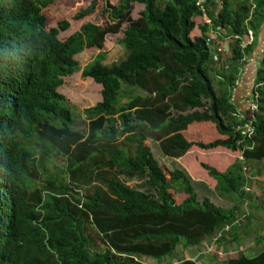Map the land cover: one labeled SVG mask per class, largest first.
<instances>
[{"label":"trees","instance_id":"1","mask_svg":"<svg viewBox=\"0 0 264 264\" xmlns=\"http://www.w3.org/2000/svg\"><path fill=\"white\" fill-rule=\"evenodd\" d=\"M52 3L0 0V264H151L144 259L170 257L178 245L195 253L218 233L235 242L245 196L237 154L262 163L264 175V38L251 92L255 109L238 119L229 96L237 64L264 28V0H91L72 20L100 8L104 24L84 23L63 40L57 34L67 21L47 28L41 13ZM133 6L140 7L134 19ZM124 24L117 41L124 56L105 64L108 53L98 52L81 69L101 86V100L83 110L84 127H77L57 92L62 77L79 69L75 54L102 48ZM247 29L252 40L243 45ZM208 32L232 41L217 90L211 75L220 69L210 64ZM203 129L212 133L209 141L198 139ZM148 140L186 166L197 155H214L188 169L231 207L199 201L185 171L161 165ZM54 157L62 164L50 163ZM119 175L142 178L147 192ZM96 181L103 187L80 192ZM258 243L255 255L220 264H264V239Z\"/></svg>","mask_w":264,"mask_h":264},{"label":"rangeland","instance_id":"2","mask_svg":"<svg viewBox=\"0 0 264 264\" xmlns=\"http://www.w3.org/2000/svg\"><path fill=\"white\" fill-rule=\"evenodd\" d=\"M111 4L115 5L117 0H108ZM91 0H53V3L49 5L46 9L41 11L42 15L45 18V24L47 28L54 27L56 22L59 20H65L68 23V27L66 30L62 32H58L57 38L63 40L65 37L70 35L71 33L75 32L80 28V26L84 23L90 22L97 25H103L104 20L100 16L101 11L100 8L96 10L95 13L83 17L82 19L72 20V16L77 11H80L86 8ZM133 10L131 13L132 18H137L139 9L137 6H133ZM125 24L121 28V32L118 34H110L105 36L104 44L102 48H85L80 53L74 55V59L79 63V69L72 72L71 74L62 77V83L57 88V92L61 94L68 104L71 107L72 114L74 120H76V126L83 128L84 127V120L85 115L83 114V110L95 105L97 102L101 100V86L99 84H95V82L90 79V77H82L81 76V69L82 67L87 64L93 56H95L98 52H107L109 55V59H105L104 63L108 64L115 59H121L124 56V53L121 49V46L118 45L117 41L122 36V30L124 29ZM222 30V29H220ZM250 32V31H249ZM264 36V34H263ZM264 38V37H263ZM252 40L251 34L248 33L243 36L242 44L245 45L247 42ZM245 41H247L245 43ZM221 45V44H220ZM232 41L228 43L227 46H231ZM254 46H252L253 49ZM211 52L213 48H210ZM252 51V50H251ZM212 60L210 64L214 63V67L216 68L219 64V68H226L228 64V55L226 54L222 61L219 57H215V52L212 53ZM240 60L246 62V58ZM219 59V60H218ZM240 63V64H242ZM212 76V75H211ZM215 90L218 89V84L216 81L213 80ZM235 85V84H234ZM237 87L236 85L234 88ZM253 88V87H252ZM237 89V88H236ZM124 101V100H122ZM250 105V104H249ZM248 108L254 109L255 105L252 104ZM203 108H195L194 110H202ZM199 140L202 141H209L212 138V133L207 129H203L202 133L197 135ZM149 145L151 148L152 155L158 162L166 167L167 169H173L175 167L173 161H169L172 159H167L166 157L161 155V152L158 149V143L152 140L146 141V145ZM158 146V147H157ZM215 157L214 155H197L198 159L208 160ZM198 159L191 160L189 164L187 163V167L191 168H198L197 163ZM63 160L60 157L52 158L50 163H54L57 165L62 164ZM176 164V163H175ZM247 168L244 170V177H245V184L243 185V192L245 193L244 198L240 204H238V211L235 216L234 224L236 227L233 229V232L236 240L235 242H228L230 236L228 234H221L218 233L215 237L216 238H208L207 240L203 241L198 247L195 249V253H191L187 250H183L179 245L176 247L173 255L170 257H161L159 260L145 258L144 261L151 263V264H177L183 258H190L199 255V258L196 261L199 264H220V262L225 261L228 257H237L238 255L242 254L245 256H253L257 252L260 251L262 247L261 243H258L260 238L264 239V175L261 172V165L260 162L249 161L245 163ZM175 168L182 169V167H178L176 164ZM198 170V169H197ZM198 175V179H195L194 182V190L195 192L198 191V196H203L201 193L200 187L202 186V182H205L206 186L209 184L205 181V178H202L199 172L195 170H191ZM119 179L125 182L126 185L134 188L139 189L141 191L147 192V189L143 183V179L140 177L129 178L126 175H119ZM244 180V178H243ZM201 182V183H199ZM177 185H180V182H176ZM103 187L101 182H93L92 185H84L80 188L81 193H86L87 189L93 188V186ZM200 194V195H199ZM216 207H221L224 209H229L231 207V199L229 198H219L215 192L212 190L210 192V196L206 195ZM226 227V226H225ZM90 234L93 236L95 231L92 229L89 230ZM230 233V232H229ZM218 239H227L219 241L218 243L214 240ZM227 241V242H225ZM264 249V245H263ZM209 251V253H206ZM196 254V255H195ZM195 255V256H194Z\"/></svg>","mask_w":264,"mask_h":264},{"label":"crops","instance_id":"3","mask_svg":"<svg viewBox=\"0 0 264 264\" xmlns=\"http://www.w3.org/2000/svg\"><path fill=\"white\" fill-rule=\"evenodd\" d=\"M213 7L216 8V5H214ZM218 8H219V5H218ZM202 21H203L202 23H204L205 19L203 18ZM259 34L260 35H258V38H257V40H258L257 41V45L253 47L252 51L250 52V54L248 55V57L245 60L246 62H243L242 64H237V69H238L237 73H238V76L234 80V82L237 83L236 84L237 87H235V88L233 87L232 88L231 93H230V96H229V101H230V103L233 105V107L235 109L234 111L236 113L235 114L236 115V118L239 117V116L242 117V115H245L246 113H248L250 115L251 112L254 110V109L252 110V109H250L248 107L250 105H252V102H251V92H252V87H253V84H254V77H255L254 74H255V70H256V68L258 66V61H259V59H260V57L262 55V45H263V37H264L263 36V34H264V28H261ZM230 41H231L230 37H224L223 38V37H221L220 35H217V34H212L211 35V41H210V43H211L212 47L214 48L213 51H212V53L217 52V55L219 56V59L221 61H222V59L224 58V56L226 54H230V46H227ZM215 57H217V56H215ZM211 65L214 67V63H212ZM219 66H220V64L216 68H218ZM222 70L223 71H226L224 69H220L219 74H217L216 76L215 75H212V79L214 81L218 82V80H221L222 79V76H223L222 75V72H223ZM248 123H249V121H246V124H248ZM242 129H243V134H245L243 127H242ZM250 129H251V127H250ZM247 137H249V136H247ZM252 147H253V143H251L248 146L249 149H251ZM158 149H159V147H158ZM159 151H160V149H159ZM164 157H166V156H164ZM166 158L167 159H172V160H169V161H173L175 167H176V164L178 165V167L179 166L182 167V169L187 174V177L191 180L190 181L191 186H193L195 184L194 183L196 181L195 179H198L199 177H194V175L191 174V172L189 171L188 167L181 160H179V158H176V159L169 158V157H166ZM236 159L239 162L238 164L240 165L242 177L244 178V184H245L247 181L245 182L244 170L247 168V166L245 164L247 162H245L243 160V158L241 156V153H238L237 154ZM199 183H201V182H199ZM202 183H201L202 186L200 187V189H201V193H203L202 194L203 196H198V191L195 192L196 195H197V199L199 201H201L204 198L209 199L206 195L210 196V192H212V190H213L210 185L209 186H206L205 185L206 184L205 182H202ZM193 188H194V186H193ZM210 202H211V200H210ZM205 252L206 253H209V251L207 252V250H205ZM197 258H199V255H196L195 257H190V260H193V261H195L196 264H199L196 261ZM230 258H233V256H231Z\"/></svg>","mask_w":264,"mask_h":264},{"label":"clouds","instance_id":"4","mask_svg":"<svg viewBox=\"0 0 264 264\" xmlns=\"http://www.w3.org/2000/svg\"><path fill=\"white\" fill-rule=\"evenodd\" d=\"M203 18L205 19V21H204V24H210V19L206 16V13H204L203 14ZM217 30H219L218 28H217ZM221 31V30H220ZM248 31H250L249 29H247V33H248ZM208 38H207V40H208V42H210L211 41V35L212 34H216L215 32H208ZM249 35L251 34V31H250V33H248ZM247 41H245V43H246ZM248 43V42H247ZM211 44V43H210ZM210 48H213L212 46H209V49ZM214 49V48H213ZM210 53H211V55H213L212 54V52H211V50H210ZM215 56H218L217 55V52H215V54H214ZM219 57V56H218ZM230 57V54H229V56H228V58ZM227 61H228V63H229V59H227ZM227 66H228V64H227ZM226 66V68L225 69H227L228 67ZM234 84L236 85L237 83L236 82H234ZM233 87H234V85H233ZM150 147V146H149ZM228 229H229V226H228ZM221 232H224V231H221ZM216 236V235H215ZM213 238V237H212ZM218 240V239H217Z\"/></svg>","mask_w":264,"mask_h":264},{"label":"built area","instance_id":"5","mask_svg":"<svg viewBox=\"0 0 264 264\" xmlns=\"http://www.w3.org/2000/svg\"><path fill=\"white\" fill-rule=\"evenodd\" d=\"M202 1L206 2V0H200V2H202ZM203 14H204V13H203ZM248 33H250V32L248 31ZM254 109H255V108H254ZM237 118H238V119H241L242 117L239 116V117H237ZM243 128H244V133H246V135L249 136L250 133H251V129H250L249 123L243 125ZM237 129H238V127H235V130H237ZM223 231H228V226H226V227L223 229ZM213 238H216V237H213ZM213 240H214V239H213ZM216 240H217V239H216ZM216 240H214V241L216 242Z\"/></svg>","mask_w":264,"mask_h":264}]
</instances>
